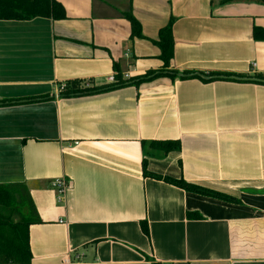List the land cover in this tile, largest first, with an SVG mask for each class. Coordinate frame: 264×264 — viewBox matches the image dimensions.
<instances>
[{
	"label": "crops",
	"instance_id": "0c3cea01",
	"mask_svg": "<svg viewBox=\"0 0 264 264\" xmlns=\"http://www.w3.org/2000/svg\"><path fill=\"white\" fill-rule=\"evenodd\" d=\"M55 1L64 20L0 21V186L32 199L30 264H264V0ZM130 11L144 39L131 40ZM172 19L169 70L242 79L60 96L112 84L115 65L126 80L161 71L155 42ZM164 141L181 148L151 149ZM144 160L240 203L146 177Z\"/></svg>",
	"mask_w": 264,
	"mask_h": 264
},
{
	"label": "trees",
	"instance_id": "16d2710c",
	"mask_svg": "<svg viewBox=\"0 0 264 264\" xmlns=\"http://www.w3.org/2000/svg\"><path fill=\"white\" fill-rule=\"evenodd\" d=\"M37 18L52 20H64L66 13L64 8L55 0H0V21H31ZM124 18L131 24V40L144 39L140 23L134 18L132 11L124 14ZM173 19L159 32L158 41L155 44L161 51L160 60L164 66L161 71H150L146 75L131 79H124L118 65H115L117 75L115 83L103 87H86V84L74 82L66 85L60 91L63 98H74L85 95H95L110 92L116 89L138 86L158 77H168L172 80L201 79L205 83L214 81H240L241 76L227 74H196L191 72L179 73L169 70L174 54ZM256 41H264V29L254 30ZM263 80V76L254 77ZM151 149L163 155L179 151L181 145L178 141L153 142ZM144 175L146 177L164 181L167 184L182 189L188 193H194L208 198L221 200L228 203L239 204L236 199L204 187L176 180L169 177L150 173L147 170V162H143ZM38 216L27 188L23 185L0 186V264H30L32 254L29 245V228L38 224ZM145 235L149 236L147 223L142 224ZM152 264H158L152 262Z\"/></svg>",
	"mask_w": 264,
	"mask_h": 264
},
{
	"label": "built area",
	"instance_id": "2783aa9c",
	"mask_svg": "<svg viewBox=\"0 0 264 264\" xmlns=\"http://www.w3.org/2000/svg\"><path fill=\"white\" fill-rule=\"evenodd\" d=\"M110 82L115 83V78L111 77ZM64 89L65 86L62 87V90ZM51 187L56 191L58 202L63 203L66 199L68 190L70 189V183L64 178L57 179L51 183Z\"/></svg>",
	"mask_w": 264,
	"mask_h": 264
}]
</instances>
